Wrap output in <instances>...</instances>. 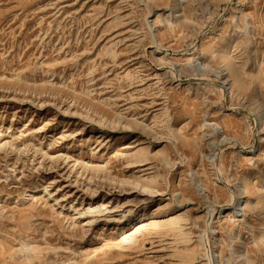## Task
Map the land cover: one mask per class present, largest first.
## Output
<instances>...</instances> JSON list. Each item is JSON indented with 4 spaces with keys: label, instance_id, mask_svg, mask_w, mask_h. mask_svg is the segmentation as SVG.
I'll return each instance as SVG.
<instances>
[{
    "label": "rangeland",
    "instance_id": "1",
    "mask_svg": "<svg viewBox=\"0 0 264 264\" xmlns=\"http://www.w3.org/2000/svg\"><path fill=\"white\" fill-rule=\"evenodd\" d=\"M206 244L264 264V0H0V264Z\"/></svg>",
    "mask_w": 264,
    "mask_h": 264
},
{
    "label": "bare ground",
    "instance_id": "2",
    "mask_svg": "<svg viewBox=\"0 0 264 264\" xmlns=\"http://www.w3.org/2000/svg\"><path fill=\"white\" fill-rule=\"evenodd\" d=\"M157 47V46H156ZM173 71V70H172ZM260 117V120L262 121V117H261V115H259ZM237 195H231V198H232V201H233V199L236 197ZM235 202H237V201H235ZM222 207H223V205H219V207L218 208H209L210 210H208V219H207V228L209 229L210 227H209V221H210V219H212L213 220V218L215 217L214 215L220 210V209H222ZM236 209V204L234 203V205L231 207V210H233V211H236L235 210ZM213 210V213L211 212ZM216 211V212H215ZM232 212V211H231ZM184 216V215H183ZM183 218H185V217H183ZM188 221V220H187ZM178 223V222H177ZM180 228V227H179ZM180 230H182V229H180ZM183 233V232H182ZM203 233H205V229H204V232ZM202 233V234H203ZM133 233L132 232H127V231H124L123 232V240L124 241H127V240H131L132 239V235ZM137 234V233H136ZM185 234V233H184ZM183 234V235H184ZM201 234V235H202ZM202 236H204V237H206L207 235L206 234H203ZM203 240V239H202ZM207 246H206V250H207V248L209 249L208 251H206V255H207V258L205 259L206 260V262H203V264H217V261L218 260H216L214 257H213V254L211 253L212 252V250L210 249V245L209 244H206ZM209 254L211 255V256H209ZM216 260V261H215Z\"/></svg>",
    "mask_w": 264,
    "mask_h": 264
}]
</instances>
